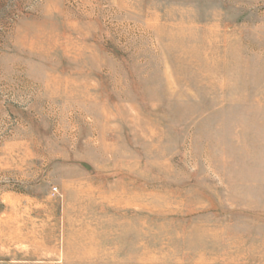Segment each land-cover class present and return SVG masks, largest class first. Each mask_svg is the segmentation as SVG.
I'll return each mask as SVG.
<instances>
[{
    "label": "rangeland",
    "instance_id": "374dc122",
    "mask_svg": "<svg viewBox=\"0 0 264 264\" xmlns=\"http://www.w3.org/2000/svg\"><path fill=\"white\" fill-rule=\"evenodd\" d=\"M0 264H264V0H0Z\"/></svg>",
    "mask_w": 264,
    "mask_h": 264
}]
</instances>
